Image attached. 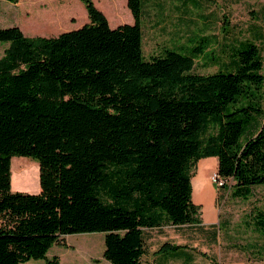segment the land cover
Masks as SVG:
<instances>
[{"label": "trees", "instance_id": "16d2710c", "mask_svg": "<svg viewBox=\"0 0 264 264\" xmlns=\"http://www.w3.org/2000/svg\"><path fill=\"white\" fill-rule=\"evenodd\" d=\"M81 1L89 22L78 29L0 28V264H59L53 245L92 232L105 233L111 264H142L146 228L201 222L192 178L203 158L218 159L229 197L264 185L259 44L234 43L228 63L201 74L176 48L145 57V0H127L135 22L114 28ZM14 156L39 162V193L13 191ZM251 220L264 234V211Z\"/></svg>", "mask_w": 264, "mask_h": 264}, {"label": "rangeland", "instance_id": "374dc122", "mask_svg": "<svg viewBox=\"0 0 264 264\" xmlns=\"http://www.w3.org/2000/svg\"><path fill=\"white\" fill-rule=\"evenodd\" d=\"M94 1L98 6V0ZM190 3L193 5L191 14L194 22L191 27L186 24L183 28L185 40L174 43L173 48L197 57L194 72H217L223 63L230 61L228 47L245 39L256 41L264 58V0H191ZM101 4L105 11L99 9L107 17L116 19L113 25L122 23L129 12L132 15L127 0H103ZM151 5V1L145 2L142 22L161 16L160 11L152 9ZM84 17L88 18V14L81 0H19L17 3L0 0V28L19 26L27 36L59 35L76 29ZM7 45L0 42V57ZM197 49L203 52L197 53ZM144 52L148 59V52ZM214 56L216 61L211 60ZM25 158L30 159L33 166L27 169V177L14 179L13 191L37 194L41 191L38 190L40 165L31 157ZM207 164L198 163L194 169V197H211V203L201 205L204 220H218L221 214L220 240L217 252L212 254L215 257H211V264H264V234L255 229L251 220L257 209L264 211V185L255 186L249 199L229 197L223 187L210 180L214 169L209 167L208 170L203 166ZM217 195L220 198L215 206ZM63 239L66 245H53L48 252L49 258L57 256L60 264H102L98 261L103 257L105 263H109L103 256L104 232L69 234ZM25 264H47V261L33 259Z\"/></svg>", "mask_w": 264, "mask_h": 264}, {"label": "crops", "instance_id": "0c3cea01", "mask_svg": "<svg viewBox=\"0 0 264 264\" xmlns=\"http://www.w3.org/2000/svg\"><path fill=\"white\" fill-rule=\"evenodd\" d=\"M102 1L103 0H98V6H96L105 11L104 6L101 4ZM146 1H151L152 9L160 11L161 14L159 18L154 16L150 17L151 20L142 22L143 47L151 57L160 54L166 48H173V45H175L174 43L179 40H181V42L185 40L186 32L183 28H185L186 24L191 27L194 22V18L191 14L193 5L190 3L191 0H145V2ZM171 11H175V13ZM132 15L129 12L127 17L125 19L123 18L124 21H121L122 23L120 24H114L115 26L113 23L117 21L113 20L116 19L109 17L108 19L111 27L114 28L124 24L125 21H128L126 23L133 24L135 19ZM199 15L204 16L203 14ZM88 22L89 17L82 18L76 29ZM157 50L161 51L158 52ZM29 160L30 159L25 158V156H14L12 158V184L15 178L28 176L27 169L33 166ZM203 162H208L207 165H203L204 167L207 166L208 170L209 167L214 169L212 173L217 172L218 160L216 157L203 158L198 163ZM28 165H30V167H28ZM210 180H212L211 176ZM192 185V199L195 204L201 206L202 203L205 202L211 203V197H194V176L192 178ZM40 189L39 187L38 190ZM218 203L219 197L217 195V197L214 198L215 206H217ZM219 217L218 220L215 218L212 221L211 219H205V221L204 212H202L201 222L196 224L174 225L167 223L161 226L146 228L144 232L146 250L142 257V264H211L212 254L217 252V242L220 240L219 225L221 223V214ZM166 243H169L171 246L160 251L161 247ZM174 246L179 247L176 248ZM59 262L61 263V260H59ZM98 262L107 264L103 257L99 259ZM108 262V264H111L110 261Z\"/></svg>", "mask_w": 264, "mask_h": 264}, {"label": "built area", "instance_id": "2783aa9c", "mask_svg": "<svg viewBox=\"0 0 264 264\" xmlns=\"http://www.w3.org/2000/svg\"><path fill=\"white\" fill-rule=\"evenodd\" d=\"M211 179L213 180L214 183H217L219 185V187H222L224 184V180H222L221 178H219V176L217 175V173L215 172L213 176H211Z\"/></svg>", "mask_w": 264, "mask_h": 264}]
</instances>
